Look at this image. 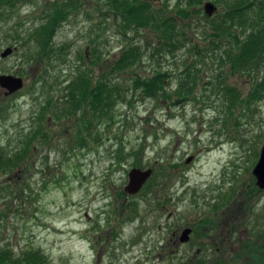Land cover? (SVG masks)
<instances>
[{"label":"rangeland","instance_id":"374dc122","mask_svg":"<svg viewBox=\"0 0 264 264\" xmlns=\"http://www.w3.org/2000/svg\"><path fill=\"white\" fill-rule=\"evenodd\" d=\"M150 1L168 11L186 9L187 15L175 13L184 46L163 48L150 29L124 36L104 15L100 0H10L0 9V55L15 49L0 57V75L25 82L10 96L0 87V146L6 151L33 146L30 165L0 172V184L7 181L16 191L0 206L6 213L0 249H40L50 264H264V189L253 175L264 145V99L246 121L238 126L231 121L227 128L225 103L207 86L217 80V57H203L208 54L195 48L210 42L203 18L194 17L187 0ZM208 1L218 8L213 17L225 10V0H204L202 9ZM54 2L74 10L55 34L58 58L41 81L43 67L27 61L33 43L27 47L25 38ZM131 45L144 55L117 82L132 85L135 74L160 71L169 73L167 90L173 92L185 71L197 68V87L190 86L191 96L173 105L161 96L116 104L114 122L84 129L85 139L79 140L78 127L88 123L77 125L76 117L61 114L65 80L84 65L97 79L104 64ZM225 77L248 93L246 74ZM48 99L52 106L43 122ZM93 114L87 111L88 122L96 120ZM40 125L42 139L29 142ZM133 168L152 174L138 194L129 195L124 188ZM186 228L192 234L183 244Z\"/></svg>","mask_w":264,"mask_h":264},{"label":"trees","instance_id":"16d2710c","mask_svg":"<svg viewBox=\"0 0 264 264\" xmlns=\"http://www.w3.org/2000/svg\"><path fill=\"white\" fill-rule=\"evenodd\" d=\"M103 5L104 15L115 21L120 32L126 36L128 32L141 33L150 29L158 38V44L163 48L184 46L185 32L178 25L176 14L187 15L186 9L177 12L161 8L150 0H100ZM167 1V0H166ZM204 0H187L186 6L191 8L194 17L203 18L205 37L210 42L196 50H204L203 57L216 56L219 74L216 81H209L207 86L211 92L225 103L226 117L225 124L230 125L234 121L238 126L243 120L246 121L250 111L264 99V0H225V10L216 18L208 16L203 12ZM218 4L219 1L215 0ZM10 0H0V9L6 7ZM181 8V7H178ZM182 9V8H181ZM74 9L72 5L65 2L59 5L54 2L52 6L44 11L45 19L37 27L31 30L25 38L27 48L25 57L31 64H41L43 67L44 81L48 76L50 68H54L53 61L58 58L55 46V34L58 29L71 16ZM176 13V14H175ZM43 15V16H44ZM193 17V18H194ZM21 38V36H20ZM208 39V38H207ZM217 53L218 55H215ZM144 55L138 45L126 46L118 59L112 63L104 64L105 70L95 78L90 67L82 66L77 73L66 79L64 95L59 99L61 114L67 118L76 117L77 125L88 123V126L78 127L76 134L79 140L84 141V129L87 131L92 126L114 122L116 113L115 105L132 106L137 100L157 99L160 96L173 105L174 99H187L190 86L198 85L199 69L192 72L185 71V76L179 79L178 86L172 92L167 90L166 81L169 80V73L156 72L151 77H143L135 74L132 85L117 82L118 75L129 71L141 62ZM92 64L98 62L90 61ZM101 67V66H100ZM85 68V69H84ZM107 70V71H106ZM231 75L246 74L250 80V89L244 93L238 87L226 82L225 74ZM173 96H176L174 98ZM52 106L50 99L47 100V107L41 112L40 119L46 122L45 111ZM94 111L93 122H88L87 111ZM80 122V124H79ZM224 124V123H223ZM224 124V127H225ZM45 126V124H43ZM42 126H38L28 136V141L34 143L42 133ZM46 134L44 132L42 135ZM42 139V137L40 136ZM48 138V137H46ZM43 138V141H46ZM33 146L23 149L16 148L13 151H6L0 146V172L12 173L17 169L30 165L31 151ZM123 150H120L118 158L123 160ZM140 152H138L139 154ZM16 196V191L9 182L0 184V206L6 207L9 198ZM21 196V193L19 192ZM6 213L0 212V223ZM0 264H50L48 255L40 249H24L16 253L11 247L0 249ZM216 264H220L219 261Z\"/></svg>","mask_w":264,"mask_h":264},{"label":"water","instance_id":"95a60500","mask_svg":"<svg viewBox=\"0 0 264 264\" xmlns=\"http://www.w3.org/2000/svg\"><path fill=\"white\" fill-rule=\"evenodd\" d=\"M204 10L205 13L211 17L218 11V8L213 2L208 1L204 5ZM14 50L15 49L13 48H6L1 53L0 57L7 58L13 54ZM24 86H25V82L22 77L15 76L12 74L0 75V87L5 90L6 96H10L21 91L24 88ZM151 174H152L151 169H147V170H141L138 168L131 169L128 174L129 182L127 186L124 188L125 192L129 195L138 194L142 190L147 180L150 178ZM253 175L256 178L257 186L260 189H264V145L261 148L259 160L253 169ZM191 234H192L191 228L184 229L179 239L180 242L181 243L189 242Z\"/></svg>","mask_w":264,"mask_h":264}]
</instances>
